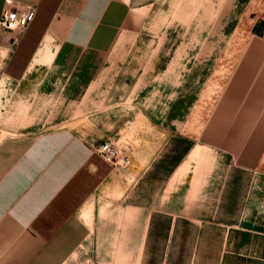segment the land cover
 <instances>
[{
  "label": "crops",
  "instance_id": "0c3cea01",
  "mask_svg": "<svg viewBox=\"0 0 264 264\" xmlns=\"http://www.w3.org/2000/svg\"><path fill=\"white\" fill-rule=\"evenodd\" d=\"M11 1L35 16L23 32L0 31L8 53L0 64V264H219L233 257L227 235L217 236L232 225L217 215L232 203L233 166L246 181L249 171L264 172V0H176L203 6L192 19L215 22L207 35L223 43L189 47L188 68L167 96L175 106L167 104L160 124L144 126L140 158L125 173L95 153L135 128L130 119L122 128L114 111L94 112L79 129L13 123L32 122L57 98L59 88L30 90L59 86L44 72L79 64L66 60L65 45L107 50L134 18V0H80L68 19L71 0ZM156 2L166 1L139 4ZM7 6L0 0V18ZM91 23L113 27L106 45L85 44ZM132 150L124 153L131 162ZM174 154L176 163L166 165ZM201 157L208 168H199Z\"/></svg>",
  "mask_w": 264,
  "mask_h": 264
},
{
  "label": "rangeland",
  "instance_id": "374dc122",
  "mask_svg": "<svg viewBox=\"0 0 264 264\" xmlns=\"http://www.w3.org/2000/svg\"><path fill=\"white\" fill-rule=\"evenodd\" d=\"M165 1V4L156 2L143 6L139 4L142 0H134L130 5L135 13L134 18L119 26L114 44L107 50L70 48L66 44V60H75L79 64L62 65L44 72L43 75L47 77L59 78V86H32L30 90L40 93L45 91L40 89L45 88L49 92H56L59 88L57 98L48 102L46 110L32 122L13 124L40 129H79L94 112L106 110L107 115H112L114 111L115 116L121 119L122 128L128 119L135 126L134 130L126 133L124 141L113 142L121 155L128 153L129 146H133L134 160L120 170L125 173V169L136 165L141 154L144 126L160 124L161 113L167 104L171 110L175 106V102H167V96L175 94L183 78L182 73L188 68L187 57L193 55L189 47L223 43L221 37L207 35L215 30V22L192 19L202 16L200 8L203 6L192 8L187 3L177 4L176 0ZM79 2L71 0L67 3L63 11L67 19L79 7ZM124 12V7H121L119 17L110 23H117ZM64 23L67 24L68 20ZM89 25L91 37L84 39L88 46L106 45L115 31L110 25ZM0 29L1 32L8 30ZM54 35L48 40V45ZM6 41V34H0V64L8 54ZM189 50L191 53H187ZM65 52L61 53L62 58ZM62 58L59 61H63ZM33 103L36 101L27 102V105ZM151 111L152 117L148 116ZM106 120L114 118L109 116ZM177 157L174 154L166 158V165L175 164ZM201 158L199 168H208V162ZM236 168L233 166L232 203L224 204L217 215L218 223L222 221L223 224L227 222L232 225L229 229H218L217 236L227 235L230 239L227 251L231 250L233 257L219 264H264V172L256 175V172L249 171L246 181L245 171ZM246 191L248 196L235 195Z\"/></svg>",
  "mask_w": 264,
  "mask_h": 264
},
{
  "label": "built area",
  "instance_id": "2783aa9c",
  "mask_svg": "<svg viewBox=\"0 0 264 264\" xmlns=\"http://www.w3.org/2000/svg\"><path fill=\"white\" fill-rule=\"evenodd\" d=\"M8 6L4 9L0 18V27L8 30L23 32L35 16L33 9L21 11L10 7L12 1L6 0ZM95 153L113 167L124 168L130 165L131 158L128 154L121 155L111 139L104 140L96 147Z\"/></svg>",
  "mask_w": 264,
  "mask_h": 264
}]
</instances>
